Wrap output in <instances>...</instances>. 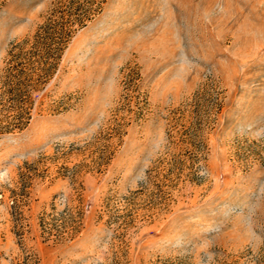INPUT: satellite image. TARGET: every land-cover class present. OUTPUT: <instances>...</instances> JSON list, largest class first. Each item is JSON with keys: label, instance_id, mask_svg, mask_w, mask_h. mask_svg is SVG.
Wrapping results in <instances>:
<instances>
[{"label": "rangeland", "instance_id": "rangeland-1", "mask_svg": "<svg viewBox=\"0 0 264 264\" xmlns=\"http://www.w3.org/2000/svg\"><path fill=\"white\" fill-rule=\"evenodd\" d=\"M69 1L0 0V264H264V0H74L7 129L11 53Z\"/></svg>", "mask_w": 264, "mask_h": 264}, {"label": "trees", "instance_id": "trees-1", "mask_svg": "<svg viewBox=\"0 0 264 264\" xmlns=\"http://www.w3.org/2000/svg\"><path fill=\"white\" fill-rule=\"evenodd\" d=\"M79 10H82L81 5L77 6L74 0H70L65 8L56 10L49 17L33 41L26 40L15 46L17 51H12L2 81V94H7L9 106L15 111L12 120L8 121L7 129L10 126L21 129L25 125L23 119L29 118L31 93L54 75L73 24H83L84 19L88 18L86 9L84 13L77 12ZM34 263L27 259L22 264Z\"/></svg>", "mask_w": 264, "mask_h": 264}]
</instances>
